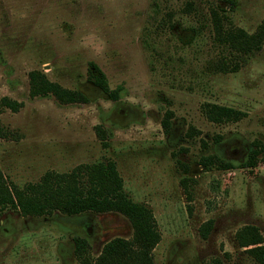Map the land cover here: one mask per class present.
<instances>
[{
	"label": "rangeland",
	"instance_id": "1",
	"mask_svg": "<svg viewBox=\"0 0 264 264\" xmlns=\"http://www.w3.org/2000/svg\"><path fill=\"white\" fill-rule=\"evenodd\" d=\"M187 1L0 0V172L23 188L49 171L112 160L130 199L153 212L161 235L154 264H257L235 234L253 225L264 241V44L239 58L237 72L215 70L230 55L210 12L224 10L226 25L251 34L264 21V0H192L191 9ZM32 72L86 102L31 97ZM92 77L104 78L117 100ZM205 104L244 116L211 123ZM131 236L117 213L25 217L8 209L0 264H79L75 238L95 258Z\"/></svg>",
	"mask_w": 264,
	"mask_h": 264
},
{
	"label": "trees",
	"instance_id": "2",
	"mask_svg": "<svg viewBox=\"0 0 264 264\" xmlns=\"http://www.w3.org/2000/svg\"><path fill=\"white\" fill-rule=\"evenodd\" d=\"M186 5L191 9L193 1L188 0ZM224 13L222 9H212L211 25L215 40L228 51L230 58L218 61L214 67L222 73H234L241 66L239 58L251 56L262 48L264 21L249 34L241 28L226 25ZM92 80L104 92H109L112 100H117V93L109 91L104 78L92 77ZM29 82L31 97L52 95L62 104L86 102L81 93L48 81L42 72L30 73ZM1 105L12 112L19 108L18 103L7 98L1 99ZM202 112L209 122L215 124L237 122L244 116L239 111L216 104L203 105ZM169 115L167 113L162 121L165 128L169 127ZM257 153H251L250 166H254ZM201 162L205 167L212 164L209 158H203ZM8 209L18 211L25 217L51 216L56 213L76 216L91 212L117 213L128 220L132 228L131 238L109 241L95 258L89 253V242L84 238H75L74 254L79 264H154L152 253L161 240L152 210L130 199L123 188L115 162L109 159L98 164L78 165L68 173L46 172L37 183H29L23 188L7 183L0 172V216ZM188 211L191 213L190 205ZM210 229L211 221L201 227L200 236L206 239ZM235 239L238 246L245 249L257 264H264V241L257 227H242L236 232Z\"/></svg>",
	"mask_w": 264,
	"mask_h": 264
},
{
	"label": "crops",
	"instance_id": "3",
	"mask_svg": "<svg viewBox=\"0 0 264 264\" xmlns=\"http://www.w3.org/2000/svg\"><path fill=\"white\" fill-rule=\"evenodd\" d=\"M34 246H35V245H34ZM21 248L25 249V247H24V246H22V245H21Z\"/></svg>",
	"mask_w": 264,
	"mask_h": 264
}]
</instances>
